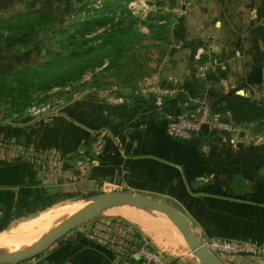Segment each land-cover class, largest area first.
<instances>
[{
    "label": "crops",
    "instance_id": "obj_1",
    "mask_svg": "<svg viewBox=\"0 0 264 264\" xmlns=\"http://www.w3.org/2000/svg\"><path fill=\"white\" fill-rule=\"evenodd\" d=\"M86 1L0 0V16L9 18L7 12L14 8L41 9L72 23ZM159 1L164 12L186 18L188 35L175 46L174 55L169 51L163 55L153 77L131 87L95 85L88 77L89 92L74 95L41 117L25 113L9 117L0 110V161L31 163L40 184L51 194L95 196L116 186L119 191L168 204L189 219L203 242L219 238L264 244V123L248 125V135L235 146L217 132L178 140L167 134L169 116L149 96L137 93L141 83L176 88L178 95L165 106L179 109L199 100L217 109L232 94L264 101V44L257 35L262 0ZM62 11L70 15L64 17ZM154 12L158 9H151L150 14ZM39 45L17 54L23 56L17 64L15 55L3 48L8 57L0 68V81L6 74L47 61L50 54L45 50L43 56H36ZM219 68L226 69L228 77L211 81L208 75ZM110 94L129 96L131 101L111 106L106 102ZM109 211L128 219L116 221L150 238L159 252L182 260L183 242L165 216L132 206ZM114 221L89 222L80 237L66 240L41 257L48 264H112L113 250L93 234ZM160 224L168 232L158 237L154 230ZM221 259L225 264H264V255Z\"/></svg>",
    "mask_w": 264,
    "mask_h": 264
},
{
    "label": "trees",
    "instance_id": "obj_2",
    "mask_svg": "<svg viewBox=\"0 0 264 264\" xmlns=\"http://www.w3.org/2000/svg\"><path fill=\"white\" fill-rule=\"evenodd\" d=\"M102 1L97 10L90 7L96 0H87L76 12L75 20L67 25L58 13L41 9L26 10L9 18L0 16V48L22 54L52 34L59 50V55H47L49 59L38 67L27 66L6 74L0 81V107L7 106L12 114L23 115L34 96L46 97L53 88L73 87L77 83L88 86V77L95 85L105 81L104 84L131 87L148 76L144 63L147 57L140 52L147 41L166 42L171 46L170 55H174L175 46L187 39L186 18L164 12L160 1L155 5L158 12L149 14L147 19L133 14L129 4L134 0ZM257 35L264 44V0L257 10ZM227 77V70L221 68L208 75L214 82ZM216 111L238 125L264 123V101L239 94L227 96ZM72 197L49 193L31 163L0 161V233L14 222ZM131 239L130 245L139 249L144 238L136 232Z\"/></svg>",
    "mask_w": 264,
    "mask_h": 264
},
{
    "label": "built area",
    "instance_id": "obj_3",
    "mask_svg": "<svg viewBox=\"0 0 264 264\" xmlns=\"http://www.w3.org/2000/svg\"><path fill=\"white\" fill-rule=\"evenodd\" d=\"M103 4L102 0H96L90 7L100 9ZM129 8L133 14L147 19L151 12L149 0H134L129 4ZM85 16L86 13H83ZM71 87L64 88L69 90ZM61 88H53L48 94L47 99L40 103L30 106L25 111V114L33 117H41L46 113L56 110L59 105H63L62 100L56 99L57 93ZM139 95L149 96L154 102L155 106L162 109L168 99L174 98L178 95V90L163 84H145L141 83ZM130 97L124 95L110 94L106 98V102L111 106H123L129 103ZM195 103V104H194ZM186 102L181 109L178 117H169L166 126L168 136L188 141L195 136L202 135V128L204 125L209 127L210 132H217L227 136L231 145L238 144L241 137L248 135L249 129L247 125H238L233 121L221 115L214 109L206 100H199L197 102ZM18 114L14 116L18 118ZM34 152V156H35ZM119 191L116 186L112 188L106 187L105 192ZM115 219L112 225L108 224L105 228L106 238L105 243L113 250L114 256L111 260L112 264H170L165 256L159 252L154 251L149 241L143 239L140 242L141 246L137 249L130 245L132 242L131 234L136 233L134 230H128L126 224ZM123 230L124 236L120 240L114 237L117 231ZM122 240V241H121ZM121 241V242H119ZM206 247L214 253L218 258L236 257V256H261L264 255V244L253 240H224L219 238H212L204 242ZM222 260V259H221ZM19 264H48L44 258H32L30 260L21 262Z\"/></svg>",
    "mask_w": 264,
    "mask_h": 264
},
{
    "label": "water",
    "instance_id": "obj_4",
    "mask_svg": "<svg viewBox=\"0 0 264 264\" xmlns=\"http://www.w3.org/2000/svg\"><path fill=\"white\" fill-rule=\"evenodd\" d=\"M88 99L92 100L91 98ZM162 110L169 117H178L181 113V109L171 106H163ZM202 132L203 134H209V127L204 125ZM118 206H132L162 214L180 230L191 253L201 264H225L194 233L191 222L180 211L157 200L122 191L103 192L91 197L88 207L76 213L45 236L39 238L33 245L22 252L5 253L0 251V264H19L35 258L45 253L53 244L63 239L77 227L97 220L106 210Z\"/></svg>",
    "mask_w": 264,
    "mask_h": 264
},
{
    "label": "rangeland",
    "instance_id": "obj_5",
    "mask_svg": "<svg viewBox=\"0 0 264 264\" xmlns=\"http://www.w3.org/2000/svg\"><path fill=\"white\" fill-rule=\"evenodd\" d=\"M157 2H159V0H149V4H150L152 10H157L158 9L155 6L157 4ZM24 10H26V9H23V8H14L13 10H9L7 12V14L10 17L11 15L12 16L13 15H17V13L22 12ZM61 13L63 15H66L64 17H68V15H70V12H67L66 13V12H63L62 11ZM74 13H75V11H73V14ZM62 23L64 25H67L68 24V23H65L64 21H62ZM56 37H58V36H56ZM145 46L146 47H143L142 50H140V52L142 53V56L143 55L144 56L146 55V57L148 59V60L147 59L144 60V63L148 66L147 70L145 69V71H146L145 73L148 74L147 77H150V76L153 77L155 70H158L159 67L161 66L162 59L164 60V56H163L164 55V52L166 53L167 51H169L170 48H171V46L169 44H167L166 42H159V43L155 42L154 43V41H147L146 44H145ZM4 50L5 49L0 48V68H4L3 67L4 66L3 64H6V60L5 59H6L7 54L5 53L6 51H4ZM43 50H45V52L47 54H51V55H54V56L59 55L58 46L56 45V43H55V41L53 39V35L52 34H51V36H48V37H46V36L45 37H42L39 47L35 50L36 51V53H35L36 56H39V57L43 56L42 55V53H43L42 51ZM14 58H15L14 59L15 60L14 61V64H17V62H19V60H21L23 58V56L15 55ZM215 59L219 60L220 58L219 57H215ZM2 72H3V70H1L0 73H2ZM140 82H141V80H138L137 82H135L133 84V86L139 84ZM104 83H105V81L103 82V84ZM104 85H106V84H104ZM84 91L89 92L90 91V88L86 84L77 83L73 87H71L69 90H65L64 88L60 89V91L56 95L57 96L56 99L62 100V102L64 104L69 99H72L74 97V95H76L78 93H81V92H84ZM44 99H47V96L45 97L44 95L38 94V95L34 96L33 101H32V103H31L30 106L36 105V104L40 103L41 101H43ZM61 105H59V106H61ZM0 110H4L5 113L9 117L12 116V111L9 110V107L3 106V107H0ZM91 197H93V195H91V194L73 195V197L71 199L62 200L57 205L70 204V207L72 206V208H73V206H75L78 203L82 202L83 208H86V207L89 206V199ZM70 207H69V209H71ZM42 213L43 212H40V213H38V214H36L34 216H31V217H28V218H25V219L16 221V222H14L12 224V226L8 230L11 231V230H14V229H16V228H18L20 226L22 228H24V227H26L28 225H32L33 222L38 218V216L42 215ZM71 217H69L68 219H70ZM68 219L64 220L62 223H60L59 225H57L55 228H57L58 226H60L61 224H63ZM107 219H120V220H126V221L128 220V219L122 217L121 215L112 213V211H108V210H106L97 220H107ZM87 224L89 225L90 223H87ZM87 224L77 227L74 231L70 232L63 239H61L60 241H58L55 244H53L48 250H51V248H55L56 246H59L60 244L64 243L66 240H69L71 238H74L75 236L76 237H80L79 235H82L86 231ZM55 228H53L52 230H54ZM52 230H49L46 234H48ZM175 230H177V233L179 234V236H180V238H181V240L183 242L184 250H183V253L182 254H184V255H183L182 260H176L175 261L174 259H170V257L168 255H166L165 253H162L165 256V258L167 259V261L170 264H201L199 262V260L191 253V251H190V249H189V247L187 245V242L185 241V239H184L182 233L180 232V230L177 229V228ZM104 231H105V229L97 230L96 233L93 234L94 235L93 237H95V239H97L98 241L105 242L104 240L106 238V233ZM121 231H123V230H120V232ZM154 231L157 232V234L154 233V235L160 237L161 234L164 231H167V227L165 225L160 224L157 227V229L154 230ZM46 234L44 233L43 235L39 236L36 240L32 241V243L30 242V243H27L25 245L27 246V248H29L39 238H41L42 236H45ZM124 235H125L124 232L121 233V234L120 233H115L114 234V237L117 238V240H120V239H122L121 237L124 236ZM146 240L149 241L150 246H151V248L154 251H158L157 249H155L153 247L154 245L151 242V239L150 238L146 237ZM121 241H119V242H121ZM21 244H22V242H16L15 243V246H13L12 248H7L5 250L2 249L0 251H3L5 253H13V252H16V251L20 250L21 248H23L25 246V245H21ZM27 248H25V249H27ZM48 250H46V251H48ZM43 254H41V255H39V256H37L35 258L41 257V256H43Z\"/></svg>",
    "mask_w": 264,
    "mask_h": 264
},
{
    "label": "bare ground",
    "instance_id": "obj_6",
    "mask_svg": "<svg viewBox=\"0 0 264 264\" xmlns=\"http://www.w3.org/2000/svg\"><path fill=\"white\" fill-rule=\"evenodd\" d=\"M69 207L70 204L56 205L44 211L42 215L38 216L32 225H28L24 228L20 226L11 231L7 230L1 232L0 250L12 248L15 246L16 242H22L21 245H25L30 242L32 243V241L36 240L39 236L43 235L44 233L46 234L49 230H52L64 220L71 216L73 217L76 213L84 209L82 202L73 206V208L71 206V209H69ZM25 248H27L26 245L16 252H22L25 250Z\"/></svg>",
    "mask_w": 264,
    "mask_h": 264
}]
</instances>
